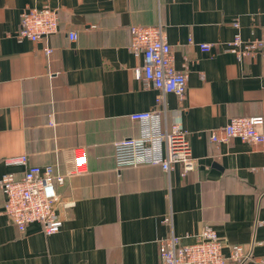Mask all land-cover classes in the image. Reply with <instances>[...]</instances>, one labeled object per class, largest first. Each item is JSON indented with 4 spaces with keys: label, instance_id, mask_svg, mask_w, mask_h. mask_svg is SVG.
<instances>
[{
    "label": "crops",
    "instance_id": "crops-1",
    "mask_svg": "<svg viewBox=\"0 0 264 264\" xmlns=\"http://www.w3.org/2000/svg\"><path fill=\"white\" fill-rule=\"evenodd\" d=\"M42 6L56 8L58 30L17 39L21 12ZM158 23L187 72L164 117L180 121L192 166L117 168L113 142L140 134L130 114L152 109L156 94L134 75L143 60L128 48L129 27ZM263 26L264 0H0V176L23 173L7 162L15 156L64 172L74 149L84 154V170L55 184L56 233L36 221L19 230L0 190V264H157L161 240L190 242L204 224L225 256L239 244L251 252L240 264H264V143L210 138L232 116H263L264 130V56L226 48L235 33L252 39Z\"/></svg>",
    "mask_w": 264,
    "mask_h": 264
},
{
    "label": "built area",
    "instance_id": "built-area-1",
    "mask_svg": "<svg viewBox=\"0 0 264 264\" xmlns=\"http://www.w3.org/2000/svg\"><path fill=\"white\" fill-rule=\"evenodd\" d=\"M234 26H238L234 22ZM58 30V12L49 6L29 7L20 14L16 38L31 41L44 40ZM129 50L141 55L143 63L134 68L136 78L150 83L155 89V105L152 109L135 111L130 118L139 122L140 134L128 136L113 142V158L117 168L124 166L158 165L168 172L176 162L190 168L191 154L179 120L167 121L164 117L166 95L184 94L187 72L178 69L172 61L171 46L166 40L161 23L154 25L133 24L129 27ZM70 40L77 34L67 33ZM212 43L200 42L199 47L208 51ZM226 48L238 58L261 54L264 56V26L262 34L252 39H244L239 33L226 42ZM47 54L52 49L45 45ZM263 116H232L220 129L211 130L213 141L226 142L238 138L251 143H264ZM73 164L66 171L54 165L28 164L25 155L8 158L7 162L25 165L20 176L6 172L0 176V190L4 194L2 211L23 230L30 222H39L46 234L56 233L62 226V219L56 211L59 200L55 184H62L66 176L84 170V154L73 150ZM166 217L165 220H169ZM170 221V220H169ZM190 242L171 233L159 242L157 264H225L227 258L240 264L251 256L239 244L229 245V255L222 252L225 243L218 232L209 224H204Z\"/></svg>",
    "mask_w": 264,
    "mask_h": 264
}]
</instances>
